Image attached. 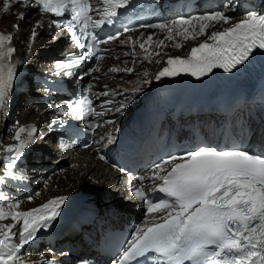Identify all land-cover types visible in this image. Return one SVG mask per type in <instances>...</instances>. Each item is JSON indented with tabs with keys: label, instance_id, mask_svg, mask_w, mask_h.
<instances>
[{
	"label": "snow or ice",
	"instance_id": "1",
	"mask_svg": "<svg viewBox=\"0 0 264 264\" xmlns=\"http://www.w3.org/2000/svg\"><path fill=\"white\" fill-rule=\"evenodd\" d=\"M235 2L225 0L221 10L199 15H178L172 20L141 23L139 27L144 29L166 30L167 39H174V32L185 40L206 37L191 48L187 57H168L154 79L160 81L183 74L199 79L215 68L232 72L244 65L254 51H264V14L246 9L239 21L230 23L233 17L223 9L230 8ZM97 3L102 7H95L90 0H0L5 14L15 11L14 6L52 14L55 18L48 21V26L67 30L75 45L83 50L79 56L69 54L63 60L54 61L52 71L57 77L63 74L70 79L76 75L75 70L93 61L95 66L89 65L80 74L88 77L89 82L74 99L59 106L48 105L50 110L71 116L74 120L90 121L87 131L93 134L101 124L115 123L114 120L100 121L99 117L107 115L113 107L116 114H122L135 100L136 94L143 90L140 86L131 91L122 90L119 94L123 99L118 105L104 100L102 110L96 109L92 90L93 81L99 78L94 74L99 70L101 53L108 51L101 46L131 41V36L127 41L119 37L134 29L124 26L103 37L95 30L113 25L123 11L134 5L135 0H97ZM156 3L159 5L160 0ZM16 15L18 20L23 21L27 13L19 10ZM193 21L199 25L198 31ZM211 22H223L230 26L209 34L207 30ZM43 26V19L33 25L29 51L39 35L37 29ZM19 27V24L13 25L16 31ZM152 39V35H148L147 41ZM12 40L11 32L0 31V117L5 119L17 77L18 62L13 61L16 49ZM160 43L163 44V41ZM182 46L175 44L177 48ZM140 48H145L144 43L140 44ZM148 58L146 55L145 59ZM109 71L130 73L134 69L112 67ZM148 75V72L144 73V76ZM144 83L151 81L145 80ZM104 88L100 95L108 96V86ZM124 92L128 94L124 96ZM65 123L58 117L51 122L52 125ZM15 124L12 138L15 142L6 146L0 142V185L5 187L10 180L24 179L19 174L21 162L26 150L37 142L35 125H20L18 121ZM118 132L117 128L94 142H103L102 148L119 147ZM84 146L92 147V144L85 143ZM99 158L106 160L105 155ZM118 171L124 172L125 169L119 168ZM145 181L151 184L147 191ZM129 183H132L131 180ZM149 193L160 195L150 198ZM132 195L146 204V212L153 214L154 218L145 219L134 228L111 264H137L142 258L155 264H264V139L258 149L256 145L218 149L201 143L178 153H170L153 162L146 174L139 178V183L133 185ZM32 199V196L28 197L29 201ZM68 199L66 195L56 196L38 207L21 211L18 210L20 202L12 201L0 189V221H12L0 223V264H35L22 259V250L37 238L42 229L49 228L57 220ZM82 264H87V261Z\"/></svg>",
	"mask_w": 264,
	"mask_h": 264
},
{
	"label": "bare ground",
	"instance_id": "2",
	"mask_svg": "<svg viewBox=\"0 0 264 264\" xmlns=\"http://www.w3.org/2000/svg\"><path fill=\"white\" fill-rule=\"evenodd\" d=\"M241 1L242 0H236L234 5H232L229 9H226H232L234 11L228 12L227 14L230 16L234 14L237 18H242L246 9L260 10L259 6L255 3L246 1L241 3ZM1 7L2 6H0V29H11L13 22L16 21V11H18V9L5 14L1 10ZM29 23L31 24L29 17L19 22L20 28L19 31L15 30L14 43L18 44L20 58L23 55L32 56L31 65L36 67L42 60L46 62L50 61L52 59V55H41L38 53L40 50H45L44 46L41 45L40 42L31 48V51H29L28 47L25 46L29 35V29L26 30ZM220 23L221 25H225L223 22ZM194 24H197V22L194 21ZM189 30L191 31L192 29L190 28ZM196 30H199V25ZM207 31L210 34L209 30ZM148 35H151V33ZM167 36L168 33L166 30L158 29L151 41L153 44L151 48H147L145 41L144 49L140 48L141 43H136L132 46L125 45V48L122 50V53L115 65L120 69H136L140 71V75L138 76H136L133 72H110V68L108 66L103 67V71L106 73L102 79L103 86L108 85L111 88L110 91L115 93L113 97L114 101H117L118 104L120 102L117 97L120 96L119 93L122 90L131 91L136 88L139 83L143 90L136 94L135 100L124 110L122 114H119L114 124H107L104 127H100L102 131H105L106 129L111 131L119 128L122 121H124L123 117L128 115L131 112V109H134V107L142 101L143 95L151 89L153 84H155L154 76L157 70L164 65V62L168 57L187 55L192 45L205 38L204 36H200L196 40H185L180 35L177 37L176 34L174 35V39H167ZM63 41L64 39L59 41L58 48L61 47ZM161 41H163V44L160 43ZM176 43H180L183 46L177 48L175 47ZM157 53H159V55H157ZM146 55L149 56L148 59H145ZM142 57L143 60L141 61L140 58ZM125 61H127V63H125ZM145 72H148L149 75L144 76ZM110 76L117 77V81H109ZM17 77L14 81L11 95L15 93L16 88L20 84ZM145 80H150L151 83L145 84ZM30 86L32 85H30L28 81V87ZM124 93H126V95L128 94L127 92ZM20 96L21 94L17 93V106L14 105L9 118H7V116L6 119L0 117V142H2L5 146L15 142L12 139L16 127L15 122L18 121L20 125H30L31 121L38 123L40 120L48 116L45 110L40 112L41 109L36 107L38 104H36V101L31 99L30 102L23 103L20 101L22 98ZM100 136L103 135L97 133L96 139L98 140ZM46 139V143L43 142L38 146V148L45 149V153L47 154L43 155L42 163H36L35 167L26 168L24 162H21L19 174H22L24 179L10 180L7 187L0 185V189H2L12 201L20 202V209L18 210L23 211L38 207L46 203L47 200L56 196L70 194L73 198L81 192H90L92 194H98V199L101 203H106L107 206L118 207V219H120V217L128 218L126 214L131 213L133 209H135L136 202L131 198L126 190H122L125 180L119 173L97 160L94 154L89 150H77L68 157L67 151L64 152L56 147L54 135L48 134ZM32 148H34V144L26 150L25 154ZM53 155L56 158H53ZM37 157H39V155ZM27 158L28 162L34 161L32 154H29ZM46 163L50 165L48 167L50 171L49 173L44 174L40 167L42 164ZM138 172H140V168L137 169V173ZM91 188L95 192L90 191L89 189ZM37 193H39V195H37ZM29 196L33 197L31 201L28 200ZM71 204L72 203L69 202L68 199L62 206L61 214L57 220L49 228L42 229L38 233L37 238L32 243L24 247L21 252L22 259L27 262H35V264H49L48 261H50L52 257H57L63 253H67L77 244L84 242L80 234L70 228L66 229L64 224L66 216L64 210ZM11 222L12 221L10 219L0 221V223ZM17 230L18 229H14V231Z\"/></svg>",
	"mask_w": 264,
	"mask_h": 264
},
{
	"label": "rangeland",
	"instance_id": "3",
	"mask_svg": "<svg viewBox=\"0 0 264 264\" xmlns=\"http://www.w3.org/2000/svg\"><path fill=\"white\" fill-rule=\"evenodd\" d=\"M140 63H141V62H140ZM140 63H138V64H140ZM135 74H139V72H136ZM13 115H14V113H13ZM57 165H58V164H57ZM143 170H144V169H141L140 171L143 172ZM89 190L92 191V192H95V191L92 190V188L89 189Z\"/></svg>",
	"mask_w": 264,
	"mask_h": 264
}]
</instances>
